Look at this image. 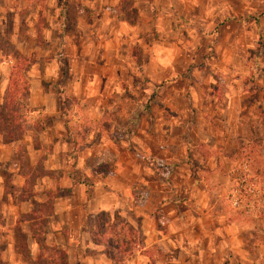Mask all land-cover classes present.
<instances>
[{"label":"crops","instance_id":"1","mask_svg":"<svg viewBox=\"0 0 264 264\" xmlns=\"http://www.w3.org/2000/svg\"><path fill=\"white\" fill-rule=\"evenodd\" d=\"M63 2L48 0L43 33L70 52L61 94L79 100L86 154L75 172L97 178L52 198L48 237L66 263L114 264L92 242L104 212L137 231L122 264H153V249L155 264H264V224L227 201L233 166L264 148V0Z\"/></svg>","mask_w":264,"mask_h":264},{"label":"rangeland","instance_id":"2","mask_svg":"<svg viewBox=\"0 0 264 264\" xmlns=\"http://www.w3.org/2000/svg\"><path fill=\"white\" fill-rule=\"evenodd\" d=\"M47 3L48 0H0V93L7 87L11 93L7 98L9 111L0 114V264H54L52 253L63 249L48 237L51 196H60L66 182H70L69 189L80 184L88 190L97 181L94 176L75 172L86 156L81 139L83 129L72 116V111L79 109V100L62 98L65 86L69 89L71 86L64 80L72 71L70 52L58 41L57 34H48L45 38L43 29L49 22L51 9ZM57 3L64 5L63 0ZM262 39L264 43V34ZM75 69L78 71L79 67ZM5 71H8L9 83L7 79L4 88ZM257 74L263 76L264 66L258 67ZM72 85L78 87L79 83L72 81ZM167 118L170 120L169 115ZM110 133L116 141L128 137V131L123 129ZM10 135L20 138L10 143ZM93 159L86 164H95ZM241 159L251 174L264 181V148L250 150ZM62 169L65 174L59 172ZM163 180L169 183L167 177ZM79 193L76 191L70 199L73 206L82 203V193L80 196ZM40 213L42 227L35 218ZM117 222L123 223L120 218ZM42 238L45 250L43 258H39ZM155 252V249L150 251L154 254L153 264L161 258Z\"/></svg>","mask_w":264,"mask_h":264},{"label":"trees","instance_id":"3","mask_svg":"<svg viewBox=\"0 0 264 264\" xmlns=\"http://www.w3.org/2000/svg\"><path fill=\"white\" fill-rule=\"evenodd\" d=\"M11 71L9 73V76ZM9 83V78H8ZM3 102L0 104V114L9 111L10 106L8 104V97L11 96L10 89L7 87L3 94ZM1 118V116H0ZM2 120V118H1ZM0 120V121H1ZM9 124V123H7ZM20 137L10 135L9 142H15L19 140ZM109 167L107 161L97 162L95 167H93L96 174H101L106 172V169ZM110 170V169H107ZM53 196H51V199ZM42 213L36 215V220L38 224L43 226ZM42 233L44 232L43 229ZM43 239V238H42ZM92 242L94 245L103 247V255L109 261L114 264H122L124 260L129 256L132 251L138 246L139 240L138 237L132 229L126 226L125 223H118L117 218L110 216L104 212H98L94 217V230L92 232ZM42 247L39 250V258H43L45 250L43 248V240H41ZM52 257L54 258L51 262L54 264H66L65 259L66 255L64 251L53 252ZM42 260V259H41ZM55 260V261H54Z\"/></svg>","mask_w":264,"mask_h":264},{"label":"built area","instance_id":"4","mask_svg":"<svg viewBox=\"0 0 264 264\" xmlns=\"http://www.w3.org/2000/svg\"><path fill=\"white\" fill-rule=\"evenodd\" d=\"M229 181L227 201L230 209L264 224V181L251 174L246 163L233 169Z\"/></svg>","mask_w":264,"mask_h":264}]
</instances>
